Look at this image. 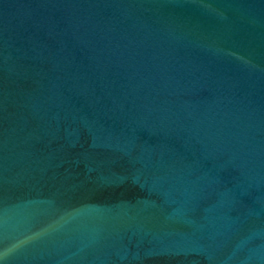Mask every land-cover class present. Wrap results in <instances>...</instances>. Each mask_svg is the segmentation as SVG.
Instances as JSON below:
<instances>
[{
  "label": "water",
  "instance_id": "obj_1",
  "mask_svg": "<svg viewBox=\"0 0 264 264\" xmlns=\"http://www.w3.org/2000/svg\"><path fill=\"white\" fill-rule=\"evenodd\" d=\"M0 264H264V0H0Z\"/></svg>",
  "mask_w": 264,
  "mask_h": 264
}]
</instances>
